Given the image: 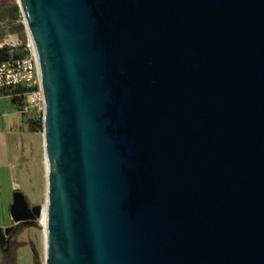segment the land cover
<instances>
[{
	"label": "water",
	"instance_id": "95a60500",
	"mask_svg": "<svg viewBox=\"0 0 264 264\" xmlns=\"http://www.w3.org/2000/svg\"><path fill=\"white\" fill-rule=\"evenodd\" d=\"M45 100V264H264V0H17Z\"/></svg>",
	"mask_w": 264,
	"mask_h": 264
},
{
	"label": "crops",
	"instance_id": "0c3cea01",
	"mask_svg": "<svg viewBox=\"0 0 264 264\" xmlns=\"http://www.w3.org/2000/svg\"><path fill=\"white\" fill-rule=\"evenodd\" d=\"M4 19L0 15V22ZM28 120L29 115L21 114L12 98L0 92V228L13 225L11 194L27 185L32 171L41 175L43 164L46 168L43 133L30 132Z\"/></svg>",
	"mask_w": 264,
	"mask_h": 264
},
{
	"label": "rangeland",
	"instance_id": "374dc122",
	"mask_svg": "<svg viewBox=\"0 0 264 264\" xmlns=\"http://www.w3.org/2000/svg\"><path fill=\"white\" fill-rule=\"evenodd\" d=\"M13 3L18 5L17 0H0L2 7L0 8V15L5 17L4 21L0 22V46L7 49L11 55L23 50L29 38L22 14L11 13ZM19 23H23V29L12 28L13 26L17 27ZM17 190L25 195L31 207L45 206L47 193L45 164H43V174L37 175L35 171H32L27 185L23 188H17ZM10 200L13 203V193ZM18 231L19 233L14 234L11 240L12 248L17 252V264H45L46 233L43 219L40 218L31 225L22 224ZM1 259H3V254L0 250Z\"/></svg>",
	"mask_w": 264,
	"mask_h": 264
},
{
	"label": "built area",
	"instance_id": "2783aa9c",
	"mask_svg": "<svg viewBox=\"0 0 264 264\" xmlns=\"http://www.w3.org/2000/svg\"><path fill=\"white\" fill-rule=\"evenodd\" d=\"M23 49V57L0 62V92L21 89L19 112L43 121L45 112L44 93L37 52L30 37Z\"/></svg>",
	"mask_w": 264,
	"mask_h": 264
},
{
	"label": "trees",
	"instance_id": "16d2710c",
	"mask_svg": "<svg viewBox=\"0 0 264 264\" xmlns=\"http://www.w3.org/2000/svg\"><path fill=\"white\" fill-rule=\"evenodd\" d=\"M0 8H2L1 4H0ZM11 13H13L15 15L21 14L20 8L17 4L13 3V5H11ZM12 28L20 30V29L24 28V25H23V23H19L17 25V27L13 26ZM23 56H24V49L14 53L13 55H11L9 53V51L5 48L0 49V62L9 60L11 58H21ZM4 93L12 98V101L15 104H17V106L20 110L21 98L19 97V94L22 93V90L21 89H13L10 92H4ZM28 125H29V131L30 132H33V133L43 132V121L41 119L37 120L34 117L29 116ZM17 233H19V231ZM12 246H13V243L11 242L9 249L5 253H2L4 264H17V252L14 251Z\"/></svg>",
	"mask_w": 264,
	"mask_h": 264
},
{
	"label": "bare ground",
	"instance_id": "6f19581e",
	"mask_svg": "<svg viewBox=\"0 0 264 264\" xmlns=\"http://www.w3.org/2000/svg\"><path fill=\"white\" fill-rule=\"evenodd\" d=\"M42 219H43V223H44V225H45V224H46L45 211H44V214H43V217H42Z\"/></svg>",
	"mask_w": 264,
	"mask_h": 264
}]
</instances>
